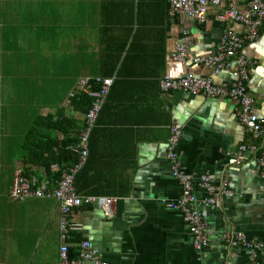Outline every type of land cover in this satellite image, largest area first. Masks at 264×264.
Masks as SVG:
<instances>
[{"label": "crops", "instance_id": "1", "mask_svg": "<svg viewBox=\"0 0 264 264\" xmlns=\"http://www.w3.org/2000/svg\"><path fill=\"white\" fill-rule=\"evenodd\" d=\"M209 18L207 24L172 19L167 0H0V51L19 44L31 54L41 44L40 98L35 88L23 97L36 99L39 107L24 103L19 110H0V264H69L74 259L92 264L68 258L67 252V262L61 260L57 199L9 197L14 173L23 167L19 147L28 130L43 129L47 118L58 116L66 121L60 126L68 138L82 128L87 110L68 97L82 77L113 81L90 131L85 161L74 175V190L115 201L107 213L97 203L74 208L69 237L77 243L70 246L78 250L80 241H88L104 264H249L242 244L224 238L234 231L261 243L256 264H264V187L253 155L239 162L233 157L238 145L255 143L237 122L235 102L159 88L167 70L175 76L211 75L210 68L191 62L214 53L221 38L224 27ZM181 29L192 39L186 59L178 64L168 56ZM244 54L255 62L246 93L263 116L264 22L258 41ZM234 79V70L213 77L220 86ZM173 124L180 128L177 153L183 170L194 178L206 173L215 185L226 177L234 191L202 207L213 235L199 251L173 204L179 186L165 157ZM62 136L56 133L57 140ZM28 169L24 177L44 179L49 189L55 188L58 180L42 167ZM64 169L53 164L49 173L59 170L60 179ZM194 194L205 195L198 187Z\"/></svg>", "mask_w": 264, "mask_h": 264}, {"label": "built area", "instance_id": "2", "mask_svg": "<svg viewBox=\"0 0 264 264\" xmlns=\"http://www.w3.org/2000/svg\"><path fill=\"white\" fill-rule=\"evenodd\" d=\"M167 1L172 19L177 18L207 24L210 15L213 20L224 27V30L214 53L195 56L191 59L195 66L210 68V76L201 77L190 72L175 76L171 70H167L159 80L161 92L180 91L190 96L202 95L213 99L227 98L235 102L237 122L255 143L238 145L233 157L239 162L248 155H253L259 166L258 174L264 187V115H257L253 101L246 93L249 71L255 62L244 54V48L255 44L259 39V29L264 22V0ZM191 39L187 30H180L168 56L169 62L178 64L184 62ZM228 70H234L235 79L224 86L216 85L213 77ZM92 81H95L98 88L96 91H87L92 102L85 112L83 127L77 134V144L74 150L77 154L76 163L63 170L53 189H49L44 179L37 181L35 177H24L22 167H18L9 190V197L13 200L43 196H51L58 200L61 213L58 224L60 233L59 255L63 262H67V242L69 231L73 229V226L69 224V216L72 210L82 204L97 203L107 213L115 201L112 197L78 194L73 186L74 175L87 156L89 133L95 127L98 113L104 105L113 80L112 78H80L76 82V92L89 87ZM74 93L70 92L68 97L71 98ZM180 136V128L175 124L170 125L165 157L169 163L170 176L179 186V193L173 203L174 207L180 212L181 221L191 236L192 247L199 251L209 245L210 237L213 235L204 219L202 207L213 206L221 198L234 193V191L231 190L226 177L215 185L206 173L194 178L183 170L177 153ZM194 187L202 189L205 195L201 198L196 197ZM224 238L225 240L235 238L236 241L240 242L246 251V259L249 264H256L262 247L261 243L245 239L242 232L230 231L226 233ZM77 251V258L85 263L104 264L99 263L101 252L92 247L86 240L78 243ZM68 263L77 264V259L70 260Z\"/></svg>", "mask_w": 264, "mask_h": 264}, {"label": "trees", "instance_id": "3", "mask_svg": "<svg viewBox=\"0 0 264 264\" xmlns=\"http://www.w3.org/2000/svg\"><path fill=\"white\" fill-rule=\"evenodd\" d=\"M97 88L98 85L95 83V81H92L89 87L74 93L72 97L75 98L71 97L73 99L72 103H79L82 105V107H85L84 110H87V108H89L88 106H90L92 102V98L87 95V91H96ZM64 121L65 120L63 119V117L60 116L55 119L47 118L43 122V129L35 131L30 129L25 133L23 141L21 142L19 147L20 159L22 161V168L24 174L27 173V171L29 170L28 166L34 165L36 167H42L48 174V177L51 178V180L56 181L59 179L60 172L59 170H57L53 174H50V165L55 164L59 167V169H62L64 167L68 168L69 166L76 163L77 155L74 152L73 148L77 144L78 133L75 136L68 138L67 134L60 126L61 123ZM57 132L63 134L60 140H57ZM77 176L78 174L75 175V179L77 178ZM70 235L71 236L68 238L67 243V257L74 258L76 256L75 258H77L78 251L75 247L73 248L70 246L77 242L73 239L72 234Z\"/></svg>", "mask_w": 264, "mask_h": 264}, {"label": "rangeland", "instance_id": "4", "mask_svg": "<svg viewBox=\"0 0 264 264\" xmlns=\"http://www.w3.org/2000/svg\"><path fill=\"white\" fill-rule=\"evenodd\" d=\"M8 31V28L3 29V33H6L4 38L9 43ZM41 39L42 36H39V43ZM5 46L8 48V44ZM10 46L12 47L11 50L0 51V110H19V107L24 103H34L39 107L40 103H37L36 99L40 98L41 44L34 45L31 54L22 52L19 49V44ZM28 88H35L36 99L25 100L23 98L26 92L29 91ZM13 96H19L18 100L13 99ZM1 125L3 126L4 123Z\"/></svg>", "mask_w": 264, "mask_h": 264}]
</instances>
